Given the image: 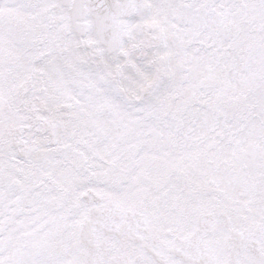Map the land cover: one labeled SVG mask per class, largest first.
<instances>
[{
    "label": "snow or ice",
    "instance_id": "obj_1",
    "mask_svg": "<svg viewBox=\"0 0 264 264\" xmlns=\"http://www.w3.org/2000/svg\"><path fill=\"white\" fill-rule=\"evenodd\" d=\"M0 264H264V0H0Z\"/></svg>",
    "mask_w": 264,
    "mask_h": 264
}]
</instances>
